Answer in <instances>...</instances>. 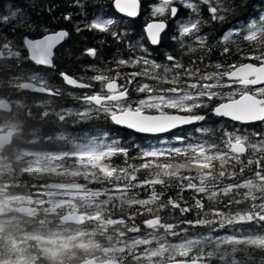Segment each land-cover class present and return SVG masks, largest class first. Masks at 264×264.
I'll list each match as a JSON object with an SVG mask.
<instances>
[{"label":"snow or ice","instance_id":"snow-or-ice-1","mask_svg":"<svg viewBox=\"0 0 264 264\" xmlns=\"http://www.w3.org/2000/svg\"><path fill=\"white\" fill-rule=\"evenodd\" d=\"M87 4L72 0L83 19L73 22L74 12L62 19L129 53L118 54L114 67L86 65L90 76L60 70L67 27L33 20L17 6L0 12V146L23 137L25 174L49 178L32 185L34 201L67 207L70 222L95 226L81 234L100 252L86 264H264V9L210 43L203 28L225 23L248 0H152L136 37L112 16L89 18ZM111 4L127 18L143 10L142 0ZM47 13L55 18V5ZM165 38L180 53L158 62L153 53ZM233 46L241 59L228 62ZM217 49L224 61L211 59ZM100 52L85 47L81 57L96 60ZM64 86L79 90L68 95L80 107H53ZM28 95L39 103L25 105ZM14 108L26 109L23 118ZM211 117L218 128L208 126ZM70 118L103 126L73 141L57 126ZM49 121L55 127L46 130ZM111 126L130 135L114 136ZM186 128L200 135L185 136ZM166 135L174 143L160 139Z\"/></svg>","mask_w":264,"mask_h":264},{"label":"trees","instance_id":"trees-1","mask_svg":"<svg viewBox=\"0 0 264 264\" xmlns=\"http://www.w3.org/2000/svg\"><path fill=\"white\" fill-rule=\"evenodd\" d=\"M152 2V0H142L143 10L139 17L135 21H126L120 18L113 10L111 0H88V4L86 5V10L88 12L89 18H92L96 13H101L102 15H109L117 19L118 27L123 30L127 29L131 36L136 37L142 33L143 27L146 23L149 14L148 4ZM55 5V18H52L47 13V6ZM13 6H17L24 10V12L28 13L31 19L37 21H44L50 24V26L59 28V27H67L72 32V37L69 39L58 52V55L61 56L60 61V70L67 71L70 74L79 75H92V72L85 73V66L89 64H96L97 66H103L105 63L109 64V66L114 67V58L117 57L118 54H122L127 56L129 53L124 45H118L114 43L111 37H105L104 34L99 32H88L84 31L79 34L75 33L73 30L72 24L64 21L62 19V14L67 12H74L76 15L74 16L75 20L83 19L82 16L79 15L80 9L78 7H73L72 0H0V12H8ZM264 9V0H248V6L244 7L237 11L235 15H230L228 20L223 23H213L210 25H206L203 28V33L209 36V42L215 43V41L227 30L229 25L236 24L237 22L240 24L248 23L252 18H257L260 14V10ZM149 10V11H148ZM118 17V18H117ZM125 21V22H124ZM5 32L8 31L7 28L4 29ZM171 34V33H170ZM101 39H106V42L101 45L99 41ZM85 47H97L101 49L100 56L97 57L96 60H92L89 57H81V52ZM241 49H246V43H240ZM119 49V53L117 50ZM176 53L179 54V46L174 41L169 38H165L162 45L158 47L153 56L156 58L158 62L164 61V53ZM185 62H187L188 57H184ZM213 61L220 60L224 61L226 58L220 55V49L214 51L213 56L211 57ZM241 53L236 51V46H233V54L227 58L228 62L240 61ZM244 62H249L245 60ZM123 71H129L128 69H123ZM52 82L57 86L62 84V81L59 80L58 77H54ZM3 85H0L2 87ZM63 95L57 98L53 102V107L59 110L62 107L65 108H78L80 107L79 103L74 100L71 96L68 95L69 92L79 91L70 89L66 86ZM135 95V94H134ZM46 99V97H44ZM39 97H33L28 95L25 97L23 103L27 106H31L35 103L39 102ZM26 109L14 108V114L19 115L23 118ZM39 111V109L33 108V112ZM30 126V124H29ZM57 126L60 131L63 132L70 140L79 141L82 138L90 137L95 134L97 127H102L103 125L99 121H90V122H73L70 118L67 122H57ZM212 128H218L219 122L218 118L211 117L209 121V125ZM55 125L53 123L46 122V130H51ZM86 127V128H85ZM114 136H125L128 137L130 134L125 130H120L115 126H111ZM251 130V129H250ZM264 130V129H261ZM189 132H192L193 137L199 136V133L193 132L192 128H186L184 131V135L187 136ZM134 136V134H131ZM191 138V137H190ZM145 143H156V140L153 138H143ZM165 139L168 143H174L170 139L169 136H166ZM20 141V142H19ZM25 143L24 138L16 135L14 142L3 150V155L0 156V189L4 190V196H22L25 198L32 197L31 192L34 191L31 189V186L35 183L42 182L47 180L46 176L41 175H27L25 174V165L27 164V159H21L22 153L19 151L20 147ZM47 147V146H45ZM11 161L9 164L8 161ZM120 161L117 160V163ZM55 179V178H52ZM0 194V198H1ZM189 219L194 218V215L189 216ZM38 220H35L36 223L39 221H48L50 224L51 219H46V217L38 215ZM28 224L27 230H33L35 227L34 224L30 226ZM32 227V228H31ZM223 234V233H221ZM101 239L97 237V241ZM0 252H2L0 250ZM37 263L33 264H59L52 261L45 260L39 254ZM257 261L260 258L259 253H254ZM77 260L78 262L83 261ZM77 261H73L75 263Z\"/></svg>","mask_w":264,"mask_h":264},{"label":"rangeland","instance_id":"rangeland-1","mask_svg":"<svg viewBox=\"0 0 264 264\" xmlns=\"http://www.w3.org/2000/svg\"><path fill=\"white\" fill-rule=\"evenodd\" d=\"M0 194L3 197L0 199V264H33L35 258L38 260L37 252L45 260L59 264L74 260L75 251L78 252L79 260L89 259L93 254L100 255L96 248L88 245L87 238L81 235L95 230V226L87 224L81 232L75 234L73 230L61 225L60 218L69 212L67 207L54 209L51 205H40L39 198L34 201L33 198L29 200L15 195L4 196L2 189ZM31 206L40 208L34 218L20 215L19 208ZM39 214L50 216L54 225L49 227L45 221L37 224L35 220H38ZM54 218L58 220L54 222ZM30 223V226L35 224L31 232L26 231ZM96 242L102 243V240Z\"/></svg>","mask_w":264,"mask_h":264},{"label":"water","instance_id":"water-1","mask_svg":"<svg viewBox=\"0 0 264 264\" xmlns=\"http://www.w3.org/2000/svg\"><path fill=\"white\" fill-rule=\"evenodd\" d=\"M113 9H114V8H113ZM114 11H115V13H116L119 17H121V18L124 19V20H128V21H135V20L139 17V16H138V17H136V18H127V17H124L122 14L116 12L115 9H114ZM67 87H68V86H67ZM69 88H70V87H69ZM117 128H119V127H117ZM119 129H122V128H119ZM123 130H126V129H123ZM126 131H128V130H126ZM6 148H7V147H2V146H0V151L4 150V149H6ZM20 211H21L22 213H30V210H28V209H26V208H22V209H20ZM67 217H69V215H65V216H63V217L61 218V222L64 223V224L81 226V224L70 222V221L67 219ZM78 264H86V261H83V262L78 263Z\"/></svg>","mask_w":264,"mask_h":264},{"label":"flooded vegetation","instance_id":"flooded-vegetation-1","mask_svg":"<svg viewBox=\"0 0 264 264\" xmlns=\"http://www.w3.org/2000/svg\"><path fill=\"white\" fill-rule=\"evenodd\" d=\"M31 189H32V186H31ZM30 198L32 199L33 197H30ZM30 208L33 209V212H32L31 214L27 215V216L24 215V217L34 218L35 215H37V212H38L39 209H40V208H36V207H34V206H31ZM68 214H69V213H68ZM63 227H64V228H69L70 230H73V231L75 232V234H78L79 232H81V231L84 229V227H74V226H69V225H64ZM77 254H78V252L75 251V255H76V257H77Z\"/></svg>","mask_w":264,"mask_h":264},{"label":"bare ground","instance_id":"bare-ground-1","mask_svg":"<svg viewBox=\"0 0 264 264\" xmlns=\"http://www.w3.org/2000/svg\"><path fill=\"white\" fill-rule=\"evenodd\" d=\"M149 11V10H148ZM118 18V17H117ZM125 22V21H124ZM39 103V102H38ZM216 119V118H215ZM80 123V122H79ZM86 128V127H85ZM20 142V141H19Z\"/></svg>","mask_w":264,"mask_h":264}]
</instances>
